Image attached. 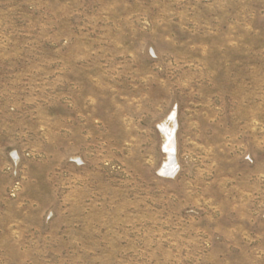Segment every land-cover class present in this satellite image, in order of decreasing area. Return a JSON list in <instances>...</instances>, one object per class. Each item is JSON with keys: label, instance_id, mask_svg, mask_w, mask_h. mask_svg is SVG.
<instances>
[{"label": "rangeland", "instance_id": "obj_1", "mask_svg": "<svg viewBox=\"0 0 264 264\" xmlns=\"http://www.w3.org/2000/svg\"><path fill=\"white\" fill-rule=\"evenodd\" d=\"M0 264H264V0H0Z\"/></svg>", "mask_w": 264, "mask_h": 264}, {"label": "bare ground", "instance_id": "obj_2", "mask_svg": "<svg viewBox=\"0 0 264 264\" xmlns=\"http://www.w3.org/2000/svg\"><path fill=\"white\" fill-rule=\"evenodd\" d=\"M169 143H170L172 146H174L173 136H172V137H171V136L169 137V135H168V143H167V144L169 145ZM170 148H171V147L169 146L168 149L170 150ZM172 148H173V147H172ZM171 160H172V156H170V161H171ZM172 163H173V162H172ZM172 165H173V164H170V163L168 162L166 168L168 167V168H171V169H172Z\"/></svg>", "mask_w": 264, "mask_h": 264}]
</instances>
